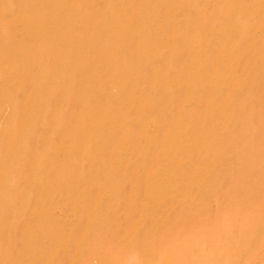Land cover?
I'll return each instance as SVG.
<instances>
[{
	"label": "bare ground",
	"instance_id": "obj_1",
	"mask_svg": "<svg viewBox=\"0 0 264 264\" xmlns=\"http://www.w3.org/2000/svg\"><path fill=\"white\" fill-rule=\"evenodd\" d=\"M0 264H264V0H0Z\"/></svg>",
	"mask_w": 264,
	"mask_h": 264
},
{
	"label": "rangeland",
	"instance_id": "obj_2",
	"mask_svg": "<svg viewBox=\"0 0 264 264\" xmlns=\"http://www.w3.org/2000/svg\"><path fill=\"white\" fill-rule=\"evenodd\" d=\"M262 260V259H261Z\"/></svg>",
	"mask_w": 264,
	"mask_h": 264
}]
</instances>
